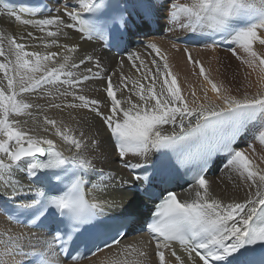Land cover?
Masks as SVG:
<instances>
[{"label":"snow or ice","instance_id":"6c2138e0","mask_svg":"<svg viewBox=\"0 0 264 264\" xmlns=\"http://www.w3.org/2000/svg\"><path fill=\"white\" fill-rule=\"evenodd\" d=\"M57 2L63 7L48 9L55 15L43 19L23 16H36L44 9L16 10L7 3L0 8V15L53 38L44 42V36L29 32L28 39L42 41L44 48L63 49L29 51L37 45L18 42L25 38L0 32V200L9 205L0 207V213L7 221L30 225L39 233L34 236L0 227V264H81L85 259L91 264H105L92 257L120 244L119 240L112 244L104 241V247L96 243L106 235L107 210L115 202L89 201L83 188L95 180L93 190L103 194L118 181L115 172L98 167L107 164V158H114L127 170L130 181L149 198L156 195L152 190L156 177H167L181 169L193 173L190 187L196 189L194 198L181 200L174 191L165 190L158 197L154 219L147 225L156 241L159 264H264V254L256 261L248 258L256 246H264V169L236 143L251 139L264 147V94L237 99L230 89L213 82L203 65L188 53V61L198 65L200 75L225 105L221 107L205 91L207 103L192 107L181 94L167 57L154 43L145 47L163 62L158 64L153 59L155 69L149 68L138 53L127 54L146 83L134 81L129 87L127 78L120 74L114 87L116 74L102 75L101 61L87 54L79 42L69 47L56 38L68 37L64 29H69L84 40L97 39L105 47H120L129 23L126 7L111 0ZM157 3L159 0H142L137 5L146 21ZM160 7L167 12L170 27L203 37L212 47L218 43L217 37L220 41L230 38L235 45L229 48L232 55L239 59L237 47L243 49L247 54L243 63L264 72V0H166ZM82 12L93 14L92 19H85ZM73 54L78 55V62ZM119 63L122 66L124 60ZM93 80L105 81L103 100L84 94L90 87L87 82ZM192 95L195 97V92ZM28 97L47 98V106ZM64 108L87 109L103 131L86 135L79 130L77 135L76 129L46 114L49 109ZM38 114L42 122H38ZM20 116L29 117L44 132L54 130L52 134L68 146L71 155H65L56 140L33 134L34 129L24 130L17 119ZM81 119L88 123V117ZM165 125H170L171 131H165ZM101 135L106 136L104 141L98 138ZM90 152L100 155L93 160ZM220 154L224 168L247 185L243 201L225 203L210 190L205 170ZM21 173L27 183L19 178ZM66 181L70 182L61 189ZM130 222V217L122 216L116 227L122 229ZM89 244L94 245L90 255H80L79 246ZM139 255L145 257L141 264H149L146 253Z\"/></svg>","mask_w":264,"mask_h":264},{"label":"bare ground","instance_id":"6f19581e","mask_svg":"<svg viewBox=\"0 0 264 264\" xmlns=\"http://www.w3.org/2000/svg\"><path fill=\"white\" fill-rule=\"evenodd\" d=\"M48 1L53 8L55 6L54 0H46ZM142 0H123L122 4L126 7L127 14L129 16V23H128V29L129 25L132 24V16L134 15L136 18L135 23V31L139 34H146L147 32H153L156 27V23L160 20V17H164L163 23H164V29L168 30V23L167 22V12L161 10L160 5L165 3L166 0H159V3H157L156 8L153 10L155 20L146 21L143 18V12L140 7L137 5ZM66 2V1H65ZM152 0H150V3ZM259 2V0H257ZM1 8V7H0ZM62 8V7H61ZM78 11H80L79 8H77ZM76 9V10H77ZM71 10V9H70ZM49 15H55V13H48L47 15L41 16V17H31L26 16V14L23 16L25 19H43L47 18ZM134 18V19H135ZM143 21L146 22L143 25ZM168 24V25H167ZM172 28V27H171ZM51 30L55 31V28H51ZM64 31L68 32V37L60 36L57 37L58 42L60 44L67 43L69 47H72L74 44L79 42L82 49L87 50V54L93 55L95 59H98L101 61L103 72L102 75H108L109 73H115L116 75H113V81H114V87L115 84L119 83L118 76L122 74L125 78H127L129 87L132 86V82L139 81L140 83H146L141 79V74L136 71V68L132 66V62L128 61L127 54L129 52H125L121 56H117L111 49L105 47L103 43L97 39L93 40H84L80 38L76 33H74L72 30L64 29ZM0 32L5 33L6 35H14L18 38L24 37L25 39L20 40L18 39V42H25L29 45L35 44L37 47L35 49L29 47L27 50H39L42 52L45 51H57L62 52L63 49H58L56 46H52L50 48H44L41 46L42 41L40 40H31L27 38V33L32 32L36 36H44V42H50L52 37H47L44 33L39 32L38 29L34 28L31 25H23L20 22H17L14 20V18L8 17L6 14L0 15ZM172 33V32H171ZM151 34V33H150ZM155 36V35H154ZM173 37L175 35H172ZM197 39V40H203L205 38L203 37H193L189 34L186 38H182V40L185 39ZM178 39L181 37H177ZM190 38V39H191ZM230 39V38H229ZM137 40V39H136ZM146 40V39H145ZM149 41H133L131 39H128L127 47L131 48V53H138L140 56V59L144 61V63L152 69H155L156 65H153L151 62L153 59L157 60V63H163L159 60L158 57L155 56V53L146 48L145 45L149 43H154L157 45V47L161 50V53L167 57V61L171 60L175 68L179 72V78H180V85H182L181 94L187 99L188 103L195 107L199 103H207V101L204 99L205 91L207 92V96L215 101L217 104H220L221 107H224L223 103L218 99L217 94L212 91L211 85L204 80L203 77L197 74V81L190 85L189 87L186 86V79L187 76L183 74L184 72H187L185 70L184 66H182L181 62L185 60V56L180 52V47L178 45L173 47L171 43L164 42L161 40H158L157 38L150 39ZM157 40V41H154ZM181 40V39H180ZM231 40V39H230ZM186 42V41H185ZM195 43V42H194ZM210 43V41H209ZM224 43L219 42L216 44L215 48L223 45ZM211 45V43H210ZM226 45V44H225ZM181 46V45H180ZM211 47V46H210ZM254 48L259 51V46L254 45ZM185 50V49H184ZM216 52V51H215ZM66 54V53H65ZM243 54V53H242ZM245 55V53H244ZM74 58H76V61L78 62V55L73 54ZM124 60L123 65L119 63L120 60ZM169 63V61H168ZM234 68H238L239 72V78L236 79L233 83L235 85L244 84L243 88H253L254 90H259L260 92L254 93L257 94H264V72H262L259 68H257L254 71H250V68L248 66H242L241 63L237 60H234L233 62ZM136 65L139 66V60L136 61ZM91 66V65H89ZM170 69V68H169ZM184 69V70H183ZM252 69V68H251ZM237 70V71H238ZM247 70L248 72H246ZM141 71H144V69H141ZM196 75V74H195ZM243 75H247L245 78H243ZM242 77V79H241ZM250 82V85L245 86L246 82ZM89 84V88L85 91V95L89 96L90 98H97L103 100L105 98V92L104 88L106 87V83L103 80H93L87 82ZM231 84V83H229ZM232 87V86H231ZM192 88V89H191ZM236 92L233 96H235L237 99H243L245 95H241V87H236ZM192 90V91H191ZM195 92V97L192 95V93ZM233 94V93H232ZM231 94V95H232ZM120 95V92L118 91V96ZM251 98V96H248ZM28 99L31 100V102L35 104H39L42 106H47L48 100L47 98H38L34 99L32 97H28ZM195 100V103L193 101ZM50 118L56 119L58 122L63 121L64 124L69 125L71 128L77 130V135L79 130L85 131L86 135L90 134L91 132H95L97 130L103 131L99 128V121L96 120L91 113L88 112L87 109H70V108H64L62 110H56V109H49L46 113ZM22 116L17 117V119H20ZM82 117H88V123L84 124L82 121ZM91 125V128L89 127ZM165 131H171L170 125L164 126ZM53 131L50 132H44V131H34L33 134H38L41 136H47L48 138L54 139L57 142V145L60 146L62 150L65 151L66 155H71L67 151V145L63 144V142L60 140L59 137L54 136L52 134ZM101 141H104L106 139V136L101 135L98 137ZM261 148V156L264 159V147H262L260 144H258ZM108 147V146H106ZM100 155V153H89V156L96 160V158ZM107 158V157H106ZM108 163L107 164H98L99 166L105 167V171H112L115 172L118 176V181L111 186L107 188L106 191L101 194L98 191H94L92 188V183H96L97 181L93 180L91 182L86 183V186L84 188V191L86 193V196L89 201L93 199H106L109 201H114V206L110 209H108V216H114V215H123V214H130V213H139V215L148 216L147 213L143 211V207L147 206V202L142 197V193L136 189L138 186L137 184H134L130 181V173L123 169L120 164L115 161L114 158H107ZM254 163V162H253ZM256 166L257 164L254 163ZM261 169V168H260ZM218 171V176L216 178H213L212 176L215 175V173ZM95 175V174H93ZM207 179L211 182L210 190L216 198L224 201L225 203L232 202V201H243L246 193V183L242 181L241 178L237 176L236 173H231L228 170L224 168V158L219 159L216 161L215 165L211 168V170L206 175ZM21 180H25L26 178L23 176V174H20L19 177ZM125 181L124 183H121L120 181ZM196 189L194 188H188L185 191H182L181 200L189 199L191 200L194 198ZM5 201L0 200V207H4ZM0 227H8L11 228L13 232L16 233H26L29 235L39 236V233L36 232V230L29 229L27 227H24L22 225H18L14 223L13 221L9 222L6 220V217L3 213H0ZM156 241L153 238H149L145 235H134V236H126L124 239H122V243L120 245H117L115 247H112L110 249H107L106 251H103L102 253L97 254L96 256L92 257V260H102L105 262V264H141L145 260L144 256H140L139 252L146 253L147 260L149 261V264H159L158 257L155 255L156 249H155ZM129 245L133 247H128ZM173 247L177 250L178 254L182 252V250L177 245H173ZM133 248H135L137 251H133ZM123 249H127V251H123ZM169 259L168 253L166 252V261ZM174 260V258H172ZM81 264H91L89 260H84L81 262Z\"/></svg>","mask_w":264,"mask_h":264},{"label":"rangeland","instance_id":"374dc122","mask_svg":"<svg viewBox=\"0 0 264 264\" xmlns=\"http://www.w3.org/2000/svg\"><path fill=\"white\" fill-rule=\"evenodd\" d=\"M65 1H66L65 3H69V0H65ZM54 2L56 3L55 6L57 5L56 7H63V5L58 4L57 0H54ZM72 2L75 3V0H72ZM141 2L142 1H140V3ZM143 2L150 3V0H143ZM180 2L181 3H191V0H180ZM257 3H259V2H257ZM153 14H154V12H153ZM151 17H153V16H151ZM134 18H135V16L133 15L132 16V24L129 25V39H131L133 41H139V39H140V41H143V42L144 41L151 42L152 40H150V39L157 38L158 40L171 43L172 45H175L177 47L179 45L180 48L179 47L178 48L180 49V52L185 56V60H184V62L182 61L181 64H182V66L185 67L184 69L187 70V72L183 73L187 76V79H186V86L187 87L192 85L194 83V81L195 82L197 81V74L200 75L198 65H194L193 63H190L188 61V58H187L188 53H191L192 58L194 60L199 61L200 64L203 65V67L205 68L206 74L209 76V78L213 82H215L218 86L223 85L224 87L230 89V94L233 93L232 95H234L235 93H237L236 87L237 88L241 87V90H240L242 93L241 95H247V96L254 97V96H256L254 93L260 92L259 90H254L253 88L245 89V88H243L244 84L239 83V85H235V83H233L237 78L240 77L239 76L240 71L238 70L239 67L234 68L235 66H233V64H234L233 62H234V60H237L241 63L242 66H247L246 64L243 63V60L247 58V54L243 51V49L237 47V55L240 58L237 59L236 56H233L232 53L229 51V48L233 47L235 45H232L230 39L223 40L222 43H224V44L217 47V49L212 48V46L209 43V40H207V39H205L207 41V43L203 44V45L195 44L194 42L199 41V40L192 39L191 37H190L191 39L187 38L185 40H182V38H186L187 36H189V33L181 30L178 26H173L171 28L170 25H168L169 20H167V22H166V23H168L167 24L168 30L164 29V23L162 22L164 19L163 16L160 17V20L154 26V27H156V29L153 32H147L146 34H139L134 29L135 28L134 26L136 23V18L135 19ZM148 21L152 22L151 20H148ZM144 23H146V22L143 21V25H144ZM172 35H175V36L173 37ZM177 37H181V38L178 39ZM186 40H190L192 43L186 44L185 43ZM154 41H157V40H154ZM184 49L185 50L187 49V51H185ZM244 53H245V55H244ZM168 61H169L168 64H169L170 71L177 78L178 86L181 88L182 87V85H180L181 80L179 78V72L175 68V65H174L175 62L173 63L171 60H168ZM251 70L254 71L253 69L250 68V71ZM245 71L248 72L247 70H245ZM246 76L247 75H243L242 77L245 78ZM201 77H203V76H201ZM235 77H236V79H235ZM242 77H241V79H242ZM229 83H231V84H229ZM245 84H247L245 86H248V85H250V82H248V80H247V82ZM31 111L37 112L38 110L32 109ZM19 120L21 121V126L24 128V130L34 129V131H37V130L41 131L36 125H33L32 121L29 117L22 116ZM25 120L29 121V123L27 125L23 124V121H25ZM37 120H38V122H42V116H40L38 114ZM50 131H54V130H50ZM258 144H259L258 141H252L251 139H248L246 143L239 141L238 147L240 150H244L246 155H248L249 158L254 163H256L259 168L264 169V159H262L263 157L261 156V148H260V146H258ZM249 145H251V147ZM217 173H218V171L212 177L216 178L218 176Z\"/></svg>","mask_w":264,"mask_h":264}]
</instances>
